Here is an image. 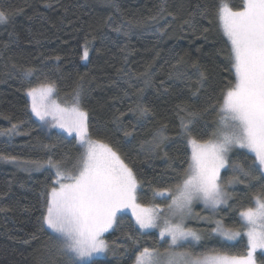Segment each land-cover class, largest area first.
<instances>
[{
    "label": "trees",
    "instance_id": "16d2710c",
    "mask_svg": "<svg viewBox=\"0 0 264 264\" xmlns=\"http://www.w3.org/2000/svg\"><path fill=\"white\" fill-rule=\"evenodd\" d=\"M222 3L235 10L244 0H0L8 17L0 23V131L5 133L0 156L16 157L0 159V264H53L45 247L53 241L40 228L46 210L42 193L50 190L54 173L22 165L51 159L70 168L82 154L73 137L32 113L27 90L53 84L57 99L67 104L78 92L80 108L88 113L89 137L108 144L133 170L140 202L169 201L154 191L180 183L189 167L181 116L200 113L191 136L213 139L223 95L234 82L230 43L217 15ZM27 69L34 71L32 77L25 76ZM137 104L149 108L147 116L134 111ZM162 128L166 139L151 149L148 142ZM245 155L241 167L247 169L254 158ZM231 160L222 180L242 176L230 172ZM246 180L253 182L245 203L234 206V199L226 198L220 208L233 211L220 214L224 228L239 229L240 213L264 195V188L252 189L260 180ZM206 231H200L201 240L209 243L199 244L196 254L245 252L242 235L229 241L215 229ZM104 240L105 255L77 264H134L144 247L170 246L169 237L161 238L153 228L141 230L127 212L117 215ZM54 264L66 259L57 257ZM256 264H264V249L257 252Z\"/></svg>",
    "mask_w": 264,
    "mask_h": 264
},
{
    "label": "snow or ice",
    "instance_id": "6c2138e0",
    "mask_svg": "<svg viewBox=\"0 0 264 264\" xmlns=\"http://www.w3.org/2000/svg\"><path fill=\"white\" fill-rule=\"evenodd\" d=\"M217 15L230 43L234 82H230L223 95L218 127L213 133L215 139L201 143L191 136L200 113L188 111L181 116V130L192 146L191 162L182 182L154 191V196L171 197L167 206L169 217L163 220L164 226L160 229L161 238H170V246L163 253L144 247L138 252L135 264H254V251L264 249V200L257 198L255 208L240 213L248 227L247 256L220 252L197 255L188 250H176L189 240L201 239L199 233L184 225L194 200H202L213 208L226 202L227 193L219 182L220 169L225 167L227 154L233 147L255 154V161L247 169L236 165L242 176L264 181V0H244L238 11L222 3ZM7 18L6 12L0 10V23ZM87 55L85 49L83 58ZM33 74L32 69L25 70L26 77ZM39 91L38 102V89L27 90L32 99V113L42 122H47L46 117L51 116L55 127L69 136L75 133V138L85 148L70 168L63 161H48V166L55 170V179L50 190L42 193V207L46 210L42 212L40 231L48 230L49 240L53 241L45 246L53 264L57 257L65 258L66 264H77L94 253L106 251L108 244L103 234L113 227L117 213L125 208L132 209L141 230L159 227L160 217L154 209L136 203L138 181L133 170L108 144L89 138L88 113L80 108L79 93L72 107L65 108L55 101L47 102L54 91L53 84L42 85ZM134 111L145 117L149 108L137 104ZM16 127L13 125L12 129ZM4 134L0 131V135ZM131 134L125 132V136ZM164 139L162 128L148 142L150 148H159ZM0 159L15 161L16 157L0 156ZM215 231L229 241L240 235L222 226ZM33 238H37L35 234Z\"/></svg>",
    "mask_w": 264,
    "mask_h": 264
},
{
    "label": "rangeland",
    "instance_id": "374dc122",
    "mask_svg": "<svg viewBox=\"0 0 264 264\" xmlns=\"http://www.w3.org/2000/svg\"><path fill=\"white\" fill-rule=\"evenodd\" d=\"M232 10L233 11H238L240 9H235V10L232 9ZM41 87H42V85L41 86H37V87H33V88H37L38 89V92H37L38 102H39V96H40V91L39 90L41 89ZM26 94H27V92H26ZM27 97H28V100H29V103H30V108L32 110V99L28 95H27ZM52 101H55L61 107H65V108H71L72 105H73V104H67V103L61 102L59 99H57L56 94H55V88H54V91L52 92V94L49 97V100L47 102L51 103ZM46 121L47 122H43V123L47 127L54 128V129L64 133L65 135L69 136L67 132L63 131V129L54 126L56 122L52 119L51 116L46 117ZM71 137H73L75 139L76 143L79 145V147L81 148V151L83 153L85 151V148L82 147L80 142L75 138V133H73V135ZM90 139H92V138H90ZM213 139H215V137H213ZM92 140H94V139H92ZM209 140H212V138L209 139ZM209 140L199 141V142L204 143V142L209 141ZM95 141H97V140H95ZM189 148H190V157H191V155H192V146L190 144H189ZM246 153H248V155L253 156L254 161H255V154L249 152L247 149H241L239 147H233L232 150L227 154L226 164H227V161H228V157L232 158L231 164H230L231 165L230 166V168H231L230 172L232 174H234V172L237 171L236 165H240V166L242 165L243 166L244 164H246V155H245ZM190 162H191V158H190ZM22 166L28 167L30 169H40V168H44V167H49L48 166V161H34L33 163L28 162L26 164H23ZM223 168L220 169V175H221V171H222ZM51 170L54 173V179H55V170L52 169V168H51ZM219 182H220L224 192L227 193L226 198L228 200L230 198L234 199L233 205L235 206V205H238V204L243 205L245 203V198H246V191L245 190H246V188L250 189L248 186L251 185V182H253V181L246 180V177H244V176H240L238 178L237 176L235 177L234 175H232V176L226 177L224 180H222L221 176H220ZM261 183L262 182L258 181V183L254 184V185L252 184V189L255 190V191L259 190V189H263L264 185H263V183L261 185ZM137 189H138V186H137ZM137 189H136V197H137L136 203L141 205V206H143V207L154 209L156 214L160 217V220L158 221L160 226L156 227V228H153V229L157 230V233L160 235V229L164 226L163 225V220L169 217L168 207L167 206L171 202V197L168 196L169 201L167 200V201H164L162 203H157L156 202V203H153V204H147L146 205V204L141 203L140 200L138 199ZM260 199L264 200V195ZM223 204H225V203H222V204L218 205L217 207L213 208L211 206L205 205V203L202 200H194L192 205H191V213L186 215V217L184 219V225L187 228H190V229L196 231L197 233H199L200 236H201L200 231H202V228H207L206 232L208 234L212 233V231L214 229H217L218 226H222L221 223L219 222L221 213H224V212L230 213V214L233 213V211H226L227 209L225 211H220V208H221V206H223ZM255 207H256V202H255V205L253 207H251V208H255ZM121 212H127L135 219V217L132 214V209L131 208H125V209L121 210L120 212H118L117 215L119 213H121ZM240 217H241V215H240ZM233 220L234 219L232 217L230 222H233ZM241 220L243 222V227L241 225ZM239 224H240L239 225V229L231 227L233 225H229V226H227L225 228L223 226L222 227L225 230H229L230 229V230H232L234 232H239L240 235L245 237L246 243H247L246 244L247 247L245 249V252L240 253V254H229L227 252H223L222 254H227V255H230V256H237V257L247 256V253L249 251V248H248V237L246 235V233L248 231V227H247L246 222L243 220L242 217L239 219ZM112 228H110L108 231H110ZM104 234H103V237H102L103 239H104ZM239 236H237L235 239L230 240V241L236 240ZM208 241H209V239H206V241H204V242L201 239L198 242L189 240L188 242H186L184 244V246L182 248H179V249H176V250L177 251L188 250V251H191L193 254H196L195 251H196L198 245L199 244L201 246L206 245V244L209 243ZM164 250L165 249L159 250V251L161 253H163ZM262 250L263 249L257 248L254 251V253H253L254 264H256V254H257V252L258 251H262ZM106 252L107 251L100 252V253H94L90 258L96 257V256H103V255L106 254ZM209 253H213V252L209 251ZM201 254H205V253H201ZM90 258H86L84 261L89 260ZM134 264H135V261H134Z\"/></svg>",
    "mask_w": 264,
    "mask_h": 264
}]
</instances>
